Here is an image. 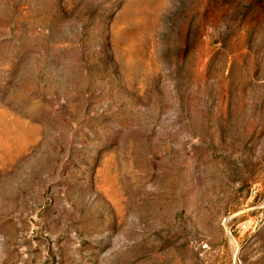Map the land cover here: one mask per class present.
<instances>
[{
    "label": "rangeland",
    "instance_id": "obj_1",
    "mask_svg": "<svg viewBox=\"0 0 264 264\" xmlns=\"http://www.w3.org/2000/svg\"><path fill=\"white\" fill-rule=\"evenodd\" d=\"M0 264H264V0H0Z\"/></svg>",
    "mask_w": 264,
    "mask_h": 264
},
{
    "label": "built area",
    "instance_id": "obj_2",
    "mask_svg": "<svg viewBox=\"0 0 264 264\" xmlns=\"http://www.w3.org/2000/svg\"><path fill=\"white\" fill-rule=\"evenodd\" d=\"M252 225H248L247 223H243L241 226H240V229L241 231L243 232H248V231H252Z\"/></svg>",
    "mask_w": 264,
    "mask_h": 264
}]
</instances>
